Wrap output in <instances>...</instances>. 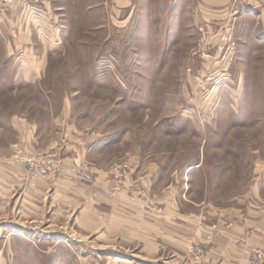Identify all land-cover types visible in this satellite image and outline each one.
I'll return each instance as SVG.
<instances>
[{"label": "rangeland", "instance_id": "obj_1", "mask_svg": "<svg viewBox=\"0 0 264 264\" xmlns=\"http://www.w3.org/2000/svg\"><path fill=\"white\" fill-rule=\"evenodd\" d=\"M207 11L199 0H0V160L54 154L47 176L26 170L51 180L64 154L46 148L70 132L92 148V179L77 176L94 183L96 167L106 170L111 199L128 179L114 195L116 165L130 175L138 159L172 187L186 182L191 200L225 207L252 190L264 200V3ZM22 122L43 151L23 145ZM48 235L2 237L0 248L17 251L14 264H77ZM249 261L264 264V241Z\"/></svg>", "mask_w": 264, "mask_h": 264}, {"label": "crops", "instance_id": "obj_2", "mask_svg": "<svg viewBox=\"0 0 264 264\" xmlns=\"http://www.w3.org/2000/svg\"><path fill=\"white\" fill-rule=\"evenodd\" d=\"M231 2L199 0L208 11H216L214 18ZM22 123L32 139L23 145L30 152L43 151L35 126ZM68 128L76 132L75 126ZM69 134L70 143L62 145L56 139L46 148L56 147V152L64 154V171L51 180L30 179L22 163L7 157L0 160V239L32 241L50 234L48 239L68 242V253L79 257L77 264H250L251 249L264 241V200L257 190L225 207L191 200L183 186L186 182L172 187L173 182L163 181L162 168L134 159L123 190L111 199L106 170L96 167L94 183L77 176L91 164L92 148L86 139ZM13 224L20 228L8 227ZM198 244L202 253L194 247ZM6 246L0 248V264H14L17 251L12 253ZM37 253L60 254L41 249ZM19 254L25 252L19 250ZM27 260L24 264H43ZM52 261L72 264L64 259Z\"/></svg>", "mask_w": 264, "mask_h": 264}, {"label": "built area", "instance_id": "obj_3", "mask_svg": "<svg viewBox=\"0 0 264 264\" xmlns=\"http://www.w3.org/2000/svg\"><path fill=\"white\" fill-rule=\"evenodd\" d=\"M9 1V0H4ZM16 157L20 155L21 150H17ZM55 155L51 153H45L44 155L38 154V155H32V156H26L25 161V167L26 170L32 174L33 176H41L46 174L51 166L54 165ZM50 165V166H49ZM130 164L123 163L120 165H116L115 168V179H114V195L117 192H120L125 180L129 176L130 172ZM93 169L87 168L85 169L84 178H87L88 180L92 179ZM47 176V175H44ZM200 253L203 252V250H199ZM259 253V252H258ZM262 258V257H261Z\"/></svg>", "mask_w": 264, "mask_h": 264}]
</instances>
